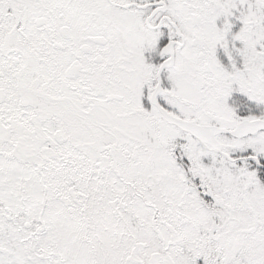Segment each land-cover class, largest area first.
I'll return each mask as SVG.
<instances>
[{
  "label": "snow or ice",
  "instance_id": "snow-or-ice-1",
  "mask_svg": "<svg viewBox=\"0 0 264 264\" xmlns=\"http://www.w3.org/2000/svg\"><path fill=\"white\" fill-rule=\"evenodd\" d=\"M0 264H264V0H0Z\"/></svg>",
  "mask_w": 264,
  "mask_h": 264
}]
</instances>
